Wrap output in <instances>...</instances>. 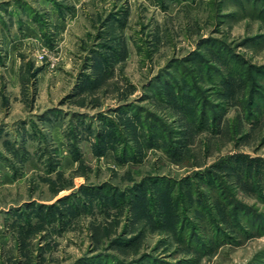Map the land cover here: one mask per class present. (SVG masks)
Here are the masks:
<instances>
[{
    "label": "rangeland",
    "instance_id": "rangeland-1",
    "mask_svg": "<svg viewBox=\"0 0 264 264\" xmlns=\"http://www.w3.org/2000/svg\"><path fill=\"white\" fill-rule=\"evenodd\" d=\"M221 48L264 69V0H0V264H264V232L230 229L219 209L222 243L186 246L159 195L169 177L187 199L186 177L226 155L264 158V99L248 116ZM176 82L220 119L200 123ZM220 176L263 215L264 198Z\"/></svg>",
    "mask_w": 264,
    "mask_h": 264
},
{
    "label": "trees",
    "instance_id": "trees-1",
    "mask_svg": "<svg viewBox=\"0 0 264 264\" xmlns=\"http://www.w3.org/2000/svg\"><path fill=\"white\" fill-rule=\"evenodd\" d=\"M213 45L217 44L214 42ZM218 52L220 58L224 62L227 61L226 63H233L232 68L227 67L230 76L229 80L225 78V82H227L228 85L234 86L233 88H239V91L240 89L241 91L245 89L248 92L247 98L244 101L250 105V109L254 108V110L249 111L248 116L258 119V114L262 112V108L260 107L262 106L261 100L264 99L263 94L260 91L262 84L258 81L259 79H264L263 67L259 68L254 64H250L248 68L245 69V61L239 55L233 54V52L231 53V51L227 48H221ZM249 68L251 72L248 70ZM233 81H237V83L234 84ZM172 85H174L173 88L176 86L180 91H183V93L185 92L184 94L188 95L186 101L187 108L193 110V116L196 115L195 117L200 123L205 122L208 118H210L211 123L214 124V122L220 119L221 111H217L220 107L219 104L213 102L209 96H206L207 94H205V92L197 94L196 92L200 91L197 85L193 86L188 82L185 86L182 85V83L179 84L177 82ZM170 93H173V90H170ZM196 95L197 98H200L201 100L200 105H197L199 100L193 98ZM175 97L179 98L178 95ZM181 105L183 106V104ZM222 108L223 107L221 106V109ZM209 111L211 112L208 113ZM188 113L191 114L190 111H188ZM198 113L199 115H197ZM154 130L156 132L153 133H156L158 137H162L159 129L154 128ZM153 133L148 131V136L146 138H148L152 144L158 146L161 143H159L157 139L155 140V135ZM163 145L165 144L163 143ZM165 148L168 151L173 150L170 148V144L165 146ZM222 173L235 177L241 182V184L250 187V189L255 191L259 197L264 198V185H262L264 183V158L260 157L253 159L244 153L226 155L212 163L210 166L195 171L190 176H187L186 180L188 181H186L185 185L187 190L191 193L186 194L187 199L182 198L181 200L184 202L185 206H180V196H174L171 185L167 183L169 177L166 178L164 183H158L161 188L159 190V195L161 194V202H164L163 206L166 208L164 210L165 217L167 216V218H172V220L176 219V215L179 211H181L180 219H176V221L170 223L169 227H171L173 231L177 232L179 239L185 242L186 246H189L194 250H210L217 248L218 245L222 243L223 238L227 235L222 232L225 229L224 220L220 219L223 218L231 223L230 229L237 228L244 236L249 237V235H253V233H251L253 228H256L259 232H264V218L262 217L264 212L263 215L254 211L250 212V209L246 204L240 201L236 196H230L229 194L233 195L230 192L231 187L225 183L223 180L224 178L220 176L223 175ZM196 178L199 181L198 183L202 185L201 187L205 189V192L197 191L194 183ZM140 184L142 185L143 181L136 184L139 188L136 185L132 186L135 187L136 193L132 194L133 196L129 202H141L148 195L144 193ZM226 186L228 187V193L226 192ZM139 190L141 191L138 193ZM129 191H131V189ZM227 195H229L230 198ZM120 197L124 201L123 196L121 195ZM126 199L129 200L130 198L126 197ZM153 199L154 198H152V201ZM40 208L42 207L37 205V210ZM184 208L185 213L183 212ZM218 209V213L222 215L223 218L220 217V215L217 216L216 210ZM189 210H192V212ZM206 221H208V225L213 232L211 234V240L208 239L207 233L200 231V229H202L200 228V222ZM89 259L91 262H95V259H98V257L96 255V257ZM87 261L88 260H85L83 264L87 263ZM94 264L101 263L96 262Z\"/></svg>",
    "mask_w": 264,
    "mask_h": 264
}]
</instances>
